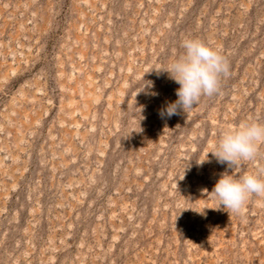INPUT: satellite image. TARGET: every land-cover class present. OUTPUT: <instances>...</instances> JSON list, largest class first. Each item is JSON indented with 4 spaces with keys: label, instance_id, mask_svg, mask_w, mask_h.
<instances>
[{
    "label": "rangeland",
    "instance_id": "1",
    "mask_svg": "<svg viewBox=\"0 0 264 264\" xmlns=\"http://www.w3.org/2000/svg\"><path fill=\"white\" fill-rule=\"evenodd\" d=\"M186 38L230 72L161 118ZM246 122L264 0H0V264H264V196L236 214L208 194L227 168L209 152ZM262 169L264 145L235 174Z\"/></svg>",
    "mask_w": 264,
    "mask_h": 264
},
{
    "label": "clouds",
    "instance_id": "2",
    "mask_svg": "<svg viewBox=\"0 0 264 264\" xmlns=\"http://www.w3.org/2000/svg\"><path fill=\"white\" fill-rule=\"evenodd\" d=\"M183 53L165 69L169 79L179 84L178 97L167 102L159 112L161 118L187 113L199 103L202 96L211 97L220 92L221 80L229 75L230 65L220 49L196 38L181 42ZM153 95H156L153 93ZM264 145V123L246 122L235 129L224 131L214 150L209 152L217 163L227 165L214 185L211 196L219 208L238 214L252 195L264 196V169L257 173L235 174L244 161L255 160ZM207 160V159H206ZM206 160L200 161L203 164ZM229 169L232 170L229 174ZM207 192V190H204Z\"/></svg>",
    "mask_w": 264,
    "mask_h": 264
}]
</instances>
